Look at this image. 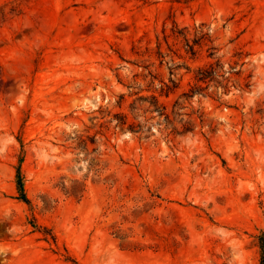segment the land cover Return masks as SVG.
I'll return each mask as SVG.
<instances>
[{
    "label": "rangeland",
    "instance_id": "rangeland-1",
    "mask_svg": "<svg viewBox=\"0 0 264 264\" xmlns=\"http://www.w3.org/2000/svg\"><path fill=\"white\" fill-rule=\"evenodd\" d=\"M216 57L228 90L184 93ZM262 238L264 0H0V264H259Z\"/></svg>",
    "mask_w": 264,
    "mask_h": 264
},
{
    "label": "trees",
    "instance_id": "trees-1",
    "mask_svg": "<svg viewBox=\"0 0 264 264\" xmlns=\"http://www.w3.org/2000/svg\"><path fill=\"white\" fill-rule=\"evenodd\" d=\"M192 52L194 53L195 51L192 50ZM213 53L214 52H211L212 55ZM227 72H231V70H226L221 59L219 57H216L215 60L210 61L205 65L198 66L196 68V74H195L196 82L194 83V85L191 86L190 92H184V93H187L188 96H192L195 93H197L199 89L202 88V85L200 82H204L206 84H210L213 82L215 85H219L223 83V86L225 90L227 91L228 87L230 86L229 84L230 75L227 74ZM170 80L173 81V78L170 77ZM161 81H162V84H161L162 90L164 89L163 86H166L167 89L165 90V93L169 94V91L171 89V87L169 86V83L165 80H161ZM152 96L154 99L152 100V103L159 110L160 104H158L157 95L154 93ZM17 177H18V189L20 190V193L22 195L21 197L22 199L28 201V198L26 196L25 189L23 186V182H22L23 175L21 173L20 168H18ZM260 252H261V257H260L259 264H264V238H262L260 242Z\"/></svg>",
    "mask_w": 264,
    "mask_h": 264
}]
</instances>
